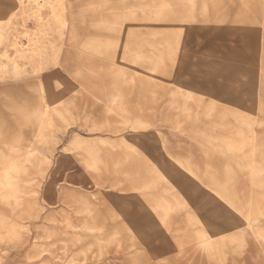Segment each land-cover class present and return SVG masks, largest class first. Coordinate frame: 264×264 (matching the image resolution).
<instances>
[{
  "label": "rangeland",
  "instance_id": "obj_1",
  "mask_svg": "<svg viewBox=\"0 0 264 264\" xmlns=\"http://www.w3.org/2000/svg\"><path fill=\"white\" fill-rule=\"evenodd\" d=\"M0 264H264V0H0Z\"/></svg>",
  "mask_w": 264,
  "mask_h": 264
},
{
  "label": "bare ground",
  "instance_id": "obj_2",
  "mask_svg": "<svg viewBox=\"0 0 264 264\" xmlns=\"http://www.w3.org/2000/svg\"><path fill=\"white\" fill-rule=\"evenodd\" d=\"M27 54H28V53H27ZM27 54H26V55H27ZM30 56H31V55H30ZM35 56H36V55H35ZM29 59H32V58H29ZM29 59H28V60H29ZM34 62H35V61H34ZM34 62H33V63H34ZM37 62L39 63V61H37ZM33 67H34V66H33Z\"/></svg>",
  "mask_w": 264,
  "mask_h": 264
}]
</instances>
